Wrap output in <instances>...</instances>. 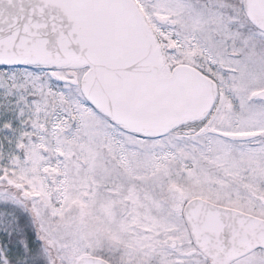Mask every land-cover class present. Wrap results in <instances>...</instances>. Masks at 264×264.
Here are the masks:
<instances>
[{
  "label": "rangeland",
  "instance_id": "1",
  "mask_svg": "<svg viewBox=\"0 0 264 264\" xmlns=\"http://www.w3.org/2000/svg\"><path fill=\"white\" fill-rule=\"evenodd\" d=\"M134 1L165 72L187 64L216 82L214 118L144 136L86 100L72 82L86 67L0 64V264H209L187 200L264 218V32L242 0ZM231 264H264V249Z\"/></svg>",
  "mask_w": 264,
  "mask_h": 264
},
{
  "label": "water",
  "instance_id": "2",
  "mask_svg": "<svg viewBox=\"0 0 264 264\" xmlns=\"http://www.w3.org/2000/svg\"><path fill=\"white\" fill-rule=\"evenodd\" d=\"M241 3L249 22L264 32V0ZM28 62L86 67L72 81L86 100L113 123L144 136H160L209 115L208 125L218 109L211 77L187 64L164 71L134 0H0V64ZM256 96L264 102V89ZM182 216L209 264H231L264 249V218L198 196L186 201ZM76 264L110 263L81 255Z\"/></svg>",
  "mask_w": 264,
  "mask_h": 264
},
{
  "label": "bare ground",
  "instance_id": "3",
  "mask_svg": "<svg viewBox=\"0 0 264 264\" xmlns=\"http://www.w3.org/2000/svg\"><path fill=\"white\" fill-rule=\"evenodd\" d=\"M187 38L194 39V36L192 35V36H189ZM199 48L201 49V51H203L204 54H206V55L211 57V53H210L209 49L206 46H204L203 44H199ZM125 166H126V163H125ZM126 215L128 216V214H126ZM126 217L124 219L125 225L128 223L127 220H126Z\"/></svg>",
  "mask_w": 264,
  "mask_h": 264
},
{
  "label": "trees",
  "instance_id": "4",
  "mask_svg": "<svg viewBox=\"0 0 264 264\" xmlns=\"http://www.w3.org/2000/svg\"><path fill=\"white\" fill-rule=\"evenodd\" d=\"M63 230H59L58 227H57L56 229H53V232H55L56 234L58 233V235H59ZM66 231H67V229H65V232Z\"/></svg>",
  "mask_w": 264,
  "mask_h": 264
},
{
  "label": "flooded vegetation",
  "instance_id": "5",
  "mask_svg": "<svg viewBox=\"0 0 264 264\" xmlns=\"http://www.w3.org/2000/svg\"><path fill=\"white\" fill-rule=\"evenodd\" d=\"M20 197H22L21 195H20ZM23 198V197H22ZM26 201L28 200V199H25ZM94 256H97V255H94ZM97 257H100V258H103V257H101V256H97ZM104 259V258H103ZM106 260V259H105ZM107 261V260H106Z\"/></svg>",
  "mask_w": 264,
  "mask_h": 264
}]
</instances>
